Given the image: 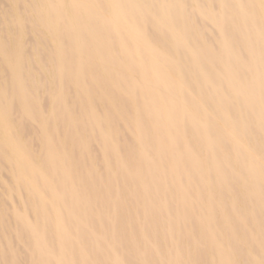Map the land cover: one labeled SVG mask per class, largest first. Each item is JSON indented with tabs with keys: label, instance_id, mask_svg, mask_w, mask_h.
I'll return each instance as SVG.
<instances>
[{
	"label": "bare ground",
	"instance_id": "obj_1",
	"mask_svg": "<svg viewBox=\"0 0 264 264\" xmlns=\"http://www.w3.org/2000/svg\"><path fill=\"white\" fill-rule=\"evenodd\" d=\"M0 264H264V0H0Z\"/></svg>",
	"mask_w": 264,
	"mask_h": 264
}]
</instances>
